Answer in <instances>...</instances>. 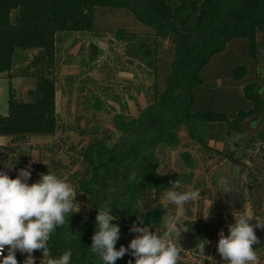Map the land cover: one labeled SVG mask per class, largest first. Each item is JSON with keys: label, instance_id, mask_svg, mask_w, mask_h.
I'll return each mask as SVG.
<instances>
[{"label": "trees", "instance_id": "obj_1", "mask_svg": "<svg viewBox=\"0 0 264 264\" xmlns=\"http://www.w3.org/2000/svg\"><path fill=\"white\" fill-rule=\"evenodd\" d=\"M98 8L129 11L152 30L149 34L120 30L117 36L125 42L128 58L143 62L154 73L155 82L150 94H145L146 106L135 101L136 115L124 108L112 115L103 130L81 128L84 144L66 147L72 152L68 158L71 169L54 155L44 167L45 172L72 183L77 193L74 202L88 207L86 213H70L66 223L52 233L50 255L58 258L70 250V264H103L99 254L89 250L97 230L98 208L111 206V214L117 217L112 223L120 227L115 247H127L137 235L129 229L139 223L148 200L164 213L169 207L178 210L173 204L165 208L166 203L158 199L170 188L169 181L176 179L180 181L176 191L199 190L201 198L211 202L209 221L198 213L203 209L201 198L183 206L192 218L181 221L197 236L198 246L208 241L205 247L210 248L219 240L221 230L229 234L228 225L235 222L233 214L245 211L243 203L214 196L210 187L194 176L196 159L191 151L180 153L189 171L177 175L160 172L161 160L166 154L164 147L178 146L184 136L202 160L225 158L237 165L241 174L261 182L250 167L254 152L236 155L228 147V138L230 133L243 134L246 119L264 110L259 89L264 80V0H0V74L10 78L21 54L34 52L25 67L36 80L35 88L29 90L30 100L18 98L11 84L8 113L0 116V138H9L14 143L11 148H19L33 137L63 136L66 132L57 111L60 45L65 36L94 32ZM160 39L173 47L162 85L158 79ZM258 138L259 154L264 151V125ZM59 147L57 143L50 150L54 154ZM61 168L65 173H59ZM36 170L37 166L32 167L31 173ZM240 194L242 201L249 200L243 189ZM252 205L256 207L255 202ZM154 227L164 231L162 224ZM32 255L40 264L42 251ZM26 256L17 251L18 264H24ZM129 260L135 264L130 252L115 264H128Z\"/></svg>", "mask_w": 264, "mask_h": 264}, {"label": "rangeland", "instance_id": "obj_2", "mask_svg": "<svg viewBox=\"0 0 264 264\" xmlns=\"http://www.w3.org/2000/svg\"><path fill=\"white\" fill-rule=\"evenodd\" d=\"M120 30L138 34L152 32L129 11L98 8L95 12L94 32H79L64 37L60 45L62 63L57 72V111L60 122L65 128L63 131L66 132L63 136L62 133H58L56 137H33L30 141L19 144L17 149L11 148L14 143L9 138H0V145H2L0 170L7 172L11 178H16L19 170L28 168L31 162V168L37 166L35 174L31 173L28 180V183L31 184L37 182L35 176L40 177L41 173L47 174L44 167L50 164L53 155L60 158L66 164L65 167L71 169V166L68 165V158L72 152L68 153L66 147L74 144L80 148V145L84 144L86 137L79 134L81 128L90 130L92 126H97L99 130H103L109 126V119L113 114L120 113L125 108L136 115L138 104L141 107L147 105L145 94H150L152 91L155 75L152 71H148L140 60L128 58L124 51L125 42L117 36V32ZM159 43L158 79L162 85L173 57V47L168 40L160 39ZM262 53L264 55V48ZM33 55L34 52H23L20 60L14 66L10 78L6 73L0 74V116L8 113L11 84L15 88L18 98L30 100L29 90L35 88L36 80L31 74H28L25 67ZM262 71L264 73V62ZM259 89L264 98V80L260 83ZM136 100L138 101L137 105ZM120 101L121 103H119ZM97 105H100V108H97ZM126 105L128 106L126 107ZM263 125L264 110L260 114L246 119L243 134L230 133L228 138V147L234 150L236 155L254 152L255 160L250 163V167L261 180L260 183L257 179L255 181L250 179L251 177L247 173L241 174L237 165L225 158L202 160L196 156L195 148L186 144L188 143L187 137L184 136L178 146L164 147L166 154L162 157L160 172L177 175L182 171H189L183 166L180 159V153L189 150L196 159L193 169L194 176L199 181L205 182L214 196L222 197L224 200L233 201L236 204L241 201L245 211L251 212L254 217L264 219V173L259 174V170L264 171V151L257 153L260 147L258 134ZM77 126L79 127L77 128ZM111 131L116 136L119 135L116 130L112 129ZM102 134L99 133L100 136ZM57 143L60 147L53 154L50 147ZM219 146L222 145L219 144ZM8 164H12V167H7ZM59 173H65L64 169L61 168ZM70 184L72 185V183ZM240 189H243L244 195L249 200L242 201ZM164 196L165 194L158 196V199L167 203ZM200 202L203 203V209L202 211L199 209L198 213H201L200 215L204 218L211 202L203 198L200 199ZM253 202L256 203V207L252 205ZM79 206L81 212H87L88 207L85 204L80 203ZM145 206L144 211L155 208L151 199ZM165 213L166 216L176 218L180 223L184 219L192 218V215L188 214L183 207L178 210L169 207ZM209 220L210 215L206 221ZM252 223L255 224V221ZM150 228L158 233L163 232L159 227ZM255 232L260 243L253 247L260 264H264V229L256 228ZM196 239L197 236L190 231L181 234L180 241H176L178 246L183 247L178 264H225L217 252L218 241L210 248L205 247L204 253H202Z\"/></svg>", "mask_w": 264, "mask_h": 264}, {"label": "clouds", "instance_id": "obj_3", "mask_svg": "<svg viewBox=\"0 0 264 264\" xmlns=\"http://www.w3.org/2000/svg\"><path fill=\"white\" fill-rule=\"evenodd\" d=\"M7 167L11 168L12 164ZM30 168L31 162L28 168L19 170L16 178L0 170V264H18L17 251L27 254L24 264H36L32 254L37 250L43 253L40 264H70L72 252L68 250L58 258H52L49 241L56 228L66 223L70 213L80 211L79 204L74 202L77 193L66 179L50 172L41 173L37 182L29 184ZM169 183L171 186L164 196L165 208L167 204L182 208L201 198L199 190L176 191L180 187L178 179ZM210 208L204 215L205 220L209 218ZM111 212L108 204L98 208L97 230L89 249L99 254L103 264H115L129 252L135 258V264H178L183 247L176 241H180L181 234L188 229L176 218L164 216L162 233L145 226L143 221L134 222L129 231L137 235L127 247L121 245L117 250L120 227L112 223L117 217ZM233 216L235 222L228 225L229 234L225 235L223 230L219 233L218 254L225 264H260L253 246L260 243L255 229H264V219L254 217L249 211ZM206 243L208 241H202L199 245L202 253ZM6 246L8 251L4 255ZM128 264L133 262L129 260Z\"/></svg>", "mask_w": 264, "mask_h": 264}, {"label": "water", "instance_id": "obj_4", "mask_svg": "<svg viewBox=\"0 0 264 264\" xmlns=\"http://www.w3.org/2000/svg\"><path fill=\"white\" fill-rule=\"evenodd\" d=\"M164 216L165 213L162 208L157 206L152 210L141 212L139 214L138 220L139 222L143 221L145 226L154 227L163 223Z\"/></svg>", "mask_w": 264, "mask_h": 264}, {"label": "built area", "instance_id": "obj_5", "mask_svg": "<svg viewBox=\"0 0 264 264\" xmlns=\"http://www.w3.org/2000/svg\"><path fill=\"white\" fill-rule=\"evenodd\" d=\"M6 249H7V246H6V248H5V251H4V253L6 252Z\"/></svg>", "mask_w": 264, "mask_h": 264}]
</instances>
